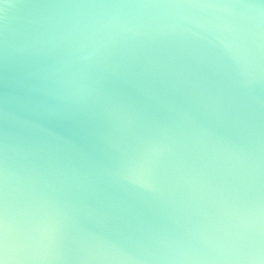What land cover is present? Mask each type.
Returning <instances> with one entry per match:
<instances>
[{
  "label": "clouds",
  "instance_id": "obj_1",
  "mask_svg": "<svg viewBox=\"0 0 264 264\" xmlns=\"http://www.w3.org/2000/svg\"><path fill=\"white\" fill-rule=\"evenodd\" d=\"M0 264H264V0H0Z\"/></svg>",
  "mask_w": 264,
  "mask_h": 264
}]
</instances>
